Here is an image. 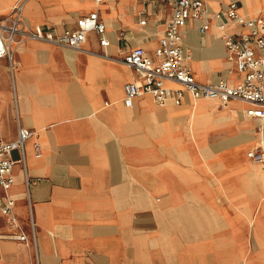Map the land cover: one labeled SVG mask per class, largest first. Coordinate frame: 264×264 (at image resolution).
Segmentation results:
<instances>
[{
  "label": "crops",
  "instance_id": "obj_1",
  "mask_svg": "<svg viewBox=\"0 0 264 264\" xmlns=\"http://www.w3.org/2000/svg\"><path fill=\"white\" fill-rule=\"evenodd\" d=\"M205 1L211 15L230 3L245 18L264 14V0ZM20 5V28L57 34L97 12L109 46L93 31L80 51L22 38L14 69L0 60V139L32 132L10 193L30 237L29 203L35 223V244L3 241L0 264H264V163L248 157L264 153V119L238 100L124 104L125 85L140 78L121 58L136 47L154 55L168 5L0 0V17ZM182 32L198 82H240L215 20L205 35L191 21ZM0 232H9L1 213Z\"/></svg>",
  "mask_w": 264,
  "mask_h": 264
},
{
  "label": "built area",
  "instance_id": "obj_2",
  "mask_svg": "<svg viewBox=\"0 0 264 264\" xmlns=\"http://www.w3.org/2000/svg\"><path fill=\"white\" fill-rule=\"evenodd\" d=\"M153 5H168L170 17L166 24L163 37L160 38L150 55L144 48L136 47L129 50L121 58V62L133 69L140 81L129 83L124 88V104L133 107L136 98L150 95L160 106L168 103L181 105L186 96L194 100H215L220 107L232 100L248 105L246 115L255 119H264V14L255 18H245L239 13L237 3L228 4L220 13L211 15L205 0H147ZM103 3L104 0H96ZM21 5L15 7L13 16L0 17V60L7 59L11 70L14 69L12 45L19 39H35L59 47L75 51L82 50L89 32L100 37L103 47L109 46L105 38L106 24L97 12L84 16L77 21V28L65 30L57 34L56 30L39 29L38 31L20 28L17 17ZM212 20L222 32L227 60L234 65L239 74L240 82L232 85L226 79L216 83L203 84L198 82L188 65L189 54L183 45V28L188 22L198 23V30L205 35L210 29ZM145 25V21L140 22ZM32 132L20 127L18 138L13 142L0 139V213L7 219L9 232H0V245L3 241H17L29 245L35 244V223L30 207L32 236L25 233L16 213V201L10 191L14 185L13 168L17 163H24V145ZM36 156H40L41 148L34 145ZM14 152L19 153L18 159L13 158ZM248 157L255 163H264V153L251 151ZM35 181L25 174L26 194L29 198L31 186Z\"/></svg>",
  "mask_w": 264,
  "mask_h": 264
},
{
  "label": "rangeland",
  "instance_id": "obj_3",
  "mask_svg": "<svg viewBox=\"0 0 264 264\" xmlns=\"http://www.w3.org/2000/svg\"><path fill=\"white\" fill-rule=\"evenodd\" d=\"M18 167H19V166H18ZM15 171H16V167L13 168V172H15Z\"/></svg>",
  "mask_w": 264,
  "mask_h": 264
}]
</instances>
